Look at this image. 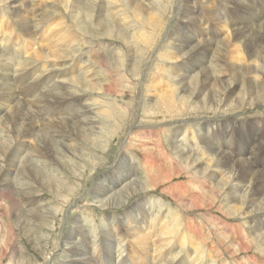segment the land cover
Instances as JSON below:
<instances>
[{"label":"rangeland","instance_id":"obj_1","mask_svg":"<svg viewBox=\"0 0 264 264\" xmlns=\"http://www.w3.org/2000/svg\"><path fill=\"white\" fill-rule=\"evenodd\" d=\"M127 1L131 3L130 0H27L35 5L36 12L32 15L25 11L20 16L12 13L16 9L11 7L12 1L0 3V37L5 40L4 49H15L5 57L6 63L17 59L21 66L34 67L32 71L38 68L39 72L50 74L53 82L60 84L57 86L62 85L63 90L71 93V105L81 104L90 109V115L95 117L97 127L102 130L100 141L90 138L92 142H85L79 138L73 148L77 153L68 156L58 153L57 158L63 162L58 163L52 152V155L42 154L44 144L41 141L23 137V125L16 126L9 119L3 121L2 126L0 124V139L4 143L0 144V162L6 160L7 168L15 167L7 176H0V264H78L73 263L72 253L61 250L66 238H70L76 249L87 248L94 256L104 254L108 248L103 247L101 240H111L110 244L116 246L113 264H239L242 260L226 254L225 249L234 248L228 245L240 241L239 237L251 245L255 241L254 232L258 227L264 228V213L244 217L245 213L239 211L240 204L234 201L228 185L217 186L218 182L229 183V169L215 157L213 149L216 143H227L230 153L247 159L248 154L244 151L249 150L256 132L252 124L260 121L264 125V103L253 109H246L247 103L232 108L231 113L220 110L205 115L196 112L199 105L189 99L188 94L179 100L175 95L180 97L183 92H173L180 85L178 79L183 72V68L180 70L183 61L172 60V55L179 54L174 50L175 42L171 38L187 22L182 18L184 11L191 7L203 9L205 13L195 15L196 21L207 16L204 7L209 2L221 0H200L203 4L199 0H142L145 9H139L143 12L127 5ZM162 9H165L163 15ZM4 10L7 17L1 18ZM227 12L229 16L231 12ZM233 13L236 14L231 15L234 18L243 17L239 12ZM22 20L28 21V26L39 34L32 38L23 35L19 24ZM189 24L191 27L186 28L193 32L195 24ZM217 26L213 28L221 33L223 30ZM220 44L219 49L224 50L225 46ZM231 51L224 54L225 62H235L232 56L235 57L237 52L230 54ZM36 52L44 59H37ZM224 73L220 78L222 74L214 71L218 76L215 78L222 82L230 80L226 69ZM10 76L0 67L1 84ZM41 77L44 81L36 90L21 91L18 84L14 91L20 98L2 85L1 94L6 97H0V113L3 110L13 113L19 104L26 113L32 114L30 117L40 116L37 109L40 103L44 104L41 97L46 95V90L42 91V96H35L48 81ZM30 80L24 82L26 89L34 84ZM108 85L113 86L114 94L106 91ZM241 91V88H235V95L228 96L233 98ZM18 101L22 104L15 103ZM65 105L62 102V105L52 106L58 112L65 109ZM57 117L55 121L66 120V113ZM41 118L43 116L38 121ZM60 122L44 126L38 123L37 130L48 132L47 135H53L57 142L75 135ZM204 125L216 126L211 136L201 131ZM55 130L58 133L53 134ZM176 141H181L178 148L174 147ZM14 144L21 148L18 156L10 160L5 149ZM22 147L27 150L19 155ZM29 147V158L22 161ZM179 148L182 149L180 157L175 154ZM187 157L200 162L196 167L186 166L184 158ZM212 159V169L204 172ZM24 163L30 164L29 169L42 170L49 184L42 183L32 173L27 179H19L17 169L19 166L23 169ZM171 173L176 174H173L174 179L162 185ZM124 174H128L126 179H131L128 183L132 180L142 182L143 189H140L143 192L139 194L135 189L131 190L134 187L126 185L124 195L117 196L118 201L111 200L110 205L100 207L95 196L100 193L102 182L121 180ZM110 177L112 181H109ZM153 178L162 186L156 188L154 183L150 186ZM54 182L60 187L53 185ZM244 184H232L231 187L242 192L243 202H246L253 197V191L248 192V186ZM25 185L29 192L37 195L41 204H45L44 208L51 211L52 217L46 222L29 216L28 207L21 199ZM9 186L10 193L6 191ZM16 188L19 192L13 194ZM192 200H199L198 208H188ZM149 208L151 214L147 213ZM145 213L146 219L142 220L148 229L142 230L146 241L140 243L128 235V227L137 226L135 219L140 220ZM77 221L83 222L78 231L75 228ZM129 222L132 226H128ZM227 236L230 239L226 240ZM257 248H260L257 243L251 245V249ZM248 255L255 260L246 264H264L263 252L251 251Z\"/></svg>","mask_w":264,"mask_h":264},{"label":"bare ground","instance_id":"obj_2","mask_svg":"<svg viewBox=\"0 0 264 264\" xmlns=\"http://www.w3.org/2000/svg\"><path fill=\"white\" fill-rule=\"evenodd\" d=\"M3 1L5 0H0V3ZM130 1L131 3H129V1L126 2L127 5L134 6L135 9L139 10L140 12L141 11L143 12V9L142 10L139 9L143 7L141 4L142 0H130ZM213 1H216V0H213ZM10 2L13 3L11 7L16 8L15 10L12 11V13H14L16 16L22 15V12H25V11L32 15L35 14L36 12L35 5L27 3V0H10ZM202 2L200 1V3ZM17 3H20V5L16 6L15 4ZM18 8H20L19 12L16 11L18 10ZM204 8H206V12L208 13L206 14L207 16L205 15L206 16L205 18L201 17L202 20L201 18H198V19L196 18L197 19L196 21H194L195 15L198 13H201L203 9L200 10L201 8L199 9V8L191 7L190 9H187L186 11H184L185 15L182 18H184L185 21L187 22L183 26L179 27L178 31L175 33V37L171 38V40L175 42L174 50L176 51L177 54L180 55V56L176 55L179 57L172 55L171 56L172 60L174 61L182 60L183 61L182 64L180 65V70L182 71V68H183V72L179 74L181 77H179L178 79V82L180 80V85L178 89H175L173 91V92L181 91L183 92V95H181L180 97H177V95H175L176 99L180 100L184 97L185 94H188V98L195 101L196 105H199L198 108H195V110H197L196 112L202 113L205 115H209L211 113H218L220 110L231 113V111L229 110H231L232 108L241 107V105L243 104L247 105V103H249V105L246 106V109L256 108V106H258L259 104L264 103V0H260L259 3H257L256 0H221L219 3L209 2L207 4V7H204ZM256 9H258V11H254ZM228 10L231 12L229 16L227 12ZM164 11L165 9H162L160 13L163 15ZM233 12H239L243 17L234 18L231 16V15L236 16V14H234ZM202 13H205V12H202ZM147 14L149 16L150 13H147ZM145 16L147 15L145 14ZM6 17L7 16L4 10V14L1 16V18H6ZM151 18H152V15H151ZM155 19H153V22H155L154 21ZM190 22L192 23L194 22V24L196 25L192 27L195 29L193 32H190L191 28L187 29L190 26L189 24ZM19 24H20V28H22L21 33H23V35H28V37L32 38L34 34H39L36 32V29L28 26L29 24L28 21L26 22V20H22V22ZM217 25L219 26V28H221L224 31V32L222 31L223 33L222 32L220 33L219 30H215V28H213ZM203 27L207 29V30L205 29L206 33L203 32V29H204ZM104 31H106L105 28H104ZM207 34L209 35L208 38L205 37ZM225 34L226 36H224ZM219 43H221L220 45L225 46L224 50H222L221 48L219 49L218 47ZM0 45H1L0 67L2 69H5V71L7 72V76H10L8 74L12 73L11 74L12 76H10V78L7 79L8 80L7 82H2V84L0 82V97H6L1 94L2 85H4V89L6 91H11L12 92L11 94L20 98V95L16 94L14 91L16 90V87L18 86V84H19V88L21 89V91L23 90L27 91L28 89H31V88L36 90L42 86V82L44 81V78L41 76H44L48 80L47 83H45V85L42 87L38 95L35 96V97L42 96L43 95L42 91H44V89L46 90L44 91L45 92L44 94L46 95H43V97H41L44 99V102H43L44 104L42 105V103H40V106L37 109L38 110L37 114H39L40 116L36 118L30 117L29 115H32V114L29 113L28 111H27L28 113H26L25 110H23V106H20L19 104H17L13 109V113L7 110H3L0 113L1 126L3 125L2 122L8 119L11 121V123H14L16 126L23 125L21 127L23 137H28V138L33 137L32 140L34 142L38 141V143L39 141H41L44 144L42 145L43 146L42 154L52 155L51 154L52 152L53 154H55V157L58 163L60 162L63 163L60 158L59 159L57 158L58 156H60L58 153L63 152L64 154H66V156H68L76 152L73 148L75 147V142L79 138L85 139V142L87 140H90V138H92L93 141L98 142L99 137L102 133V130L99 127H97L95 117H93V115H90L89 113L90 109L83 107L81 104L71 105L72 103L71 93H68L67 89L63 90V88L61 87L62 85L57 86L60 84L56 85V82H53L52 78H50L49 76L50 74L46 75L45 71L39 72L40 69L38 70V68H37L38 71L37 70L32 71L34 67L31 69L28 65L21 66V64H19V60L17 59L15 61L12 60L10 63L9 62L6 63L5 57L11 51H14L15 49L14 47L11 48V50H9V48L8 50L4 49L6 47L4 38L0 39ZM230 50H232L230 54L237 52V55L235 57L231 55L232 58L235 59V62L233 63L225 62L223 58L224 54H226V52ZM36 56L38 57L37 59H41V60L44 59V56L40 55L38 52H36ZM225 69L229 73L231 82L230 80H225L222 82L216 79L218 78V76L214 74V71L218 75L222 74L220 75V78H221L225 75L224 73ZM42 70H44L43 66H42ZM35 75L36 77L34 78L33 76ZM192 76L193 78H191ZM28 79H31L30 81L34 82V84L30 88L26 89L24 86V82L27 81ZM66 84L63 87H66ZM235 88L237 89L241 88L242 89L241 94L233 98H229L228 94L235 95L234 94ZM106 91L110 94L115 93L113 92V86H110V85H108ZM169 93L170 92H168V94ZM172 97H173V94H172ZM62 102L63 103L65 102V104H67L64 106L65 109H62L56 112V110L53 109L52 105L54 106L59 105V103H61L62 105ZM15 103H20V101L15 102ZM170 104L172 103L170 102ZM64 113H66V120H59L61 121L60 123L62 125L64 124V128L68 131H71L72 135L73 133L75 134L74 136L69 137L68 140L60 138L59 142H57V140L55 139L53 135L48 136L47 135L48 132L44 133L41 130H37L40 127L38 123H41V125L43 124L42 126L48 123L49 125L50 123H52L53 125L54 122H59V121H55L54 119L55 116H58L57 118H59V117H62ZM42 116L43 118H41L38 121V118ZM108 117H111V116H108ZM3 118H6V119H3ZM252 120H256V119H252ZM6 123H8V121ZM34 124H37V125L35 126ZM252 125L256 132L254 134V137H252L253 139L251 138L252 144L248 148L249 150L244 151L248 154L247 159H244L243 157L242 158L236 157L235 155L230 153L228 151L229 149H228L227 143H216L213 148L216 154L215 157L219 159L223 163V165L227 167V169H229L228 177H227L228 178L227 180H229V183L226 184L228 181H226V183L218 182L217 186L225 187L226 185H228V188H229L228 190H230L229 193L232 194L230 195L233 196L234 201L240 204L238 209L239 211L242 210L241 214L245 213L244 217L257 216L261 213H264V125L260 123V121H258L257 124L253 123ZM53 127L54 126H52V128ZM215 128H216L215 125H211V126L204 125L201 127V131H203L205 135L211 136ZM55 131L56 132L53 134L58 133L57 130ZM247 133L249 132L247 131ZM74 137H77V138H74ZM180 142L181 141H176L174 147L178 148L179 145L181 144ZM0 144H4L1 139H0ZM4 147L6 146L4 145ZM4 147L3 149H5ZM7 148L5 149L6 154L10 156V160H14V158L18 156V152L20 151L21 147L14 144V146L9 147L8 149ZM179 149H176L177 153L175 154L180 157L182 154V149L180 150ZM21 150H22V153H19V155L21 154L23 155V152H25L27 149L24 150L23 148ZM104 150H106L107 152L108 149L105 148ZM29 152H30V147H29V151L26 154V156L22 158V161H26V159L29 158V155H28ZM184 162L186 166L189 165V167L190 166L196 167L197 164L200 162V160L187 157V158H184ZM209 162L210 163L206 164L207 167L203 169L204 172H207L209 169H212L213 159L210 160ZM27 163H28V160H27ZM23 166H24L23 169H20V166L17 169V175L19 176V179H27L28 175L32 173L42 183L49 184V181L47 180V178L43 176L42 170H38L35 167H32L29 169L27 166H30V164L26 166L24 163ZM255 167H257V169H255ZM14 168H7L6 160L5 161L2 160L0 162V176L2 177L7 176L9 173L14 171ZM181 171H183V169ZM197 171L195 174H197ZM173 174L171 173L172 176ZM127 176L128 174H124L121 180H114L112 183L102 182L103 184L100 185L101 187L100 193L97 196H95L96 199L98 200L96 203L99 204L100 207H103L109 201L111 202V200L118 201L119 197L117 196L119 195L121 196L122 193L124 195V192L126 191L124 187L126 185H130L132 188L134 187L131 190L135 189L136 191L139 192V194L140 192H143L141 191V189H143V183L140 182L139 180H137V182L132 180L128 183L127 181L131 179H126ZM172 176L169 175L168 180L166 179V183L164 181L163 184L158 182L157 179L154 180L153 178L152 181L150 180V186L153 185V183L155 184L156 188L159 186L165 185L167 184V182L174 179L175 176L173 177ZM112 180L113 179L110 177L109 181H112ZM159 183L162 185H160ZM244 183L247 184L248 186V192L249 190L253 191L252 193L253 197L249 198L246 202H243V197L241 195L242 192L232 190V187H231L232 184L243 185ZM3 185L8 186V183H4ZM53 185L60 187L55 182L53 183ZM140 187L142 188L140 189ZM6 191H8V193L11 192L10 186L9 188H7ZM17 191H18V188L15 189L13 194H15V192ZM138 192H136V194ZM185 195L184 197L187 196ZM192 196H194V198H197L195 194H192ZM21 199L25 201V205L28 207V214L30 217L32 216L33 218H40L41 221L44 220V222H46L48 219L52 217L51 211L47 208H44L45 204L43 203L41 204L40 201L37 200L36 194L29 192V188L27 185L22 187ZM178 199H183V197L182 198L178 197ZM31 200L34 201V204L31 203L32 202ZM193 200L190 204H188V208L190 209L198 208L197 203L199 200L198 201L197 200L193 201ZM93 202H95V200ZM150 212L152 211L149 208L147 213L151 214ZM145 215L146 213L143 214V216H140L141 219L138 221L135 219V223L137 226H134L133 228L128 227L129 228L128 235H130L132 238L134 237L136 241L140 240V243L146 241V236L144 235L142 231L144 229H148L147 224L145 223L143 224V220L146 219ZM81 223L83 222L77 221L75 228L76 229L79 228V224ZM128 226H132L131 222H129ZM125 237H127V235H125ZM254 238H255L254 243H257L260 248L251 249V245L254 246V243H252L251 245H248L246 243V240L242 241L241 238L239 237L238 240L240 241H236L234 242V244L232 243L228 245V247H231L230 245H233L235 249L233 247H231L230 249H225L226 254L227 253L230 254V256H232L233 258H240L242 261L239 264H246V262L254 263V260H255L254 257L248 254H250L251 251H258V252L261 251L264 253V228L263 227H260V228L258 227L256 232H254ZM69 239L70 238L65 239L68 242L64 241V244H63L64 246L62 247L61 250L63 252L69 251V253H72V255L74 256L73 263L79 262L78 264H113L111 261H112V258L116 257V246L113 247L110 244L111 240L107 241L106 239L104 240L99 239L101 240L100 243L103 244V247L107 246L108 248H105L106 250H104L105 251L104 254H101L100 256L98 255L94 256L88 253V251L86 250L87 248L85 250L76 249L77 247L75 245H71ZM227 239H230V238L227 236L226 240ZM220 241L221 240H219V242ZM224 241L225 240L222 241L223 244H225ZM44 247H46L45 244H44ZM195 248H197V246ZM117 256L119 257L120 254H118Z\"/></svg>","mask_w":264,"mask_h":264}]
</instances>
